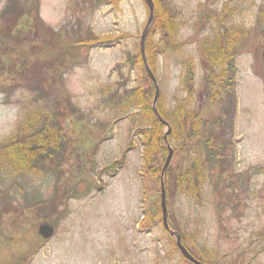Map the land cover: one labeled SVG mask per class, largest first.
I'll return each mask as SVG.
<instances>
[{"label": "rangeland", "instance_id": "374dc122", "mask_svg": "<svg viewBox=\"0 0 264 264\" xmlns=\"http://www.w3.org/2000/svg\"><path fill=\"white\" fill-rule=\"evenodd\" d=\"M160 1L174 12L182 46L158 47L153 74L148 33L144 72L136 62L139 53L143 60L141 38L150 16L145 0H0V151L33 112L56 119L64 140L61 152L35 171L17 173L0 162V264H186L162 219L148 231L139 228L144 207L157 195L151 180L146 199L143 193L142 126L133 98L149 93L148 66L156 83L152 101L157 86L156 102L171 113L188 97L183 79L189 61L195 67L191 107L208 122L231 112L232 125L222 158L206 160L200 144L206 167L201 203L173 181L169 223L210 264L214 256L264 264V0ZM232 25L248 29L249 37L227 66L232 91L218 106L205 97L210 68L204 49ZM98 36L116 41L91 45L87 54L73 45L77 37ZM164 133L162 163L170 148L167 168L180 173L196 149L180 153L178 143L167 140L168 126ZM44 224L54 227L48 239L38 232Z\"/></svg>", "mask_w": 264, "mask_h": 264}, {"label": "trees", "instance_id": "16d2710c", "mask_svg": "<svg viewBox=\"0 0 264 264\" xmlns=\"http://www.w3.org/2000/svg\"><path fill=\"white\" fill-rule=\"evenodd\" d=\"M118 1L120 0H107V3L116 5ZM152 2L153 20L147 34L145 48L147 63L152 73L155 74L154 60L157 59V54L160 53V50L167 48L170 51H178L180 50L182 43L177 41L179 27L171 6L166 2L162 3L160 0H152ZM259 19L260 21L264 19V8L260 11ZM2 31L3 29L0 28L1 34ZM156 35H160L159 44L155 43L153 40ZM248 37V29L232 25L224 27L223 31L215 36L212 41L206 42L204 56L210 68L206 80L207 90L205 91L207 102L219 106L221 104V96H223L225 92L230 94V92L227 91H232L231 85L233 83V76L231 71L229 72L227 69V66L240 54L241 50L246 45ZM68 38L71 39L70 37ZM68 38L65 37L64 41H66V39L68 40ZM73 41V45L76 47L80 46L83 50L85 48L84 52L87 54V47L97 43H114L116 38H100L99 36L90 38L77 37ZM158 47L160 50H158ZM136 62L137 66L144 72L143 60L140 53L137 55ZM189 62L183 79V86L188 89V97L187 99L179 100L171 113H168L164 109L162 100H159V102L157 101L155 104L158 115L153 111L152 94L155 86L148 74H145V79L149 84V93H136L135 91L136 94L134 97L135 99L133 98V104H138L136 117L142 126L140 129L142 131L143 140L141 168L146 182L143 193L146 199L147 197L145 195L148 194L147 182L151 180L156 181L157 195L155 202L150 203L146 208L144 207L142 215L143 219L139 224L141 230L148 231L147 229L150 228L149 226L151 224H158V221L160 223V220L162 219L159 194L160 178L164 163H162V159L164 160L167 154L166 148L163 146V141H165L163 134H165L164 131L167 126L170 128L167 140L177 142L180 153H185L188 148H191V150L196 149L194 155L197 157H194L191 160V165L187 166L182 171L180 170V173L177 171L174 173L171 168H167L164 171L163 181L166 189V199L168 198L170 187L172 186L173 181H175L177 187H184L185 192L189 196H191L198 204L201 203L206 167L204 165V158L201 155L202 147L200 144H204L205 146V148L203 147V151L206 152V160H212L213 158L211 155H214V157L217 158L223 157V150L225 148L223 142L224 136L226 135L228 126L232 125V123L228 122V115L230 116L231 112H224L219 118L215 117L208 122L203 119L201 112L191 107L194 92V88H192V75L195 67L192 62ZM219 66L222 67L221 72L216 71L215 69ZM149 94L151 96H149ZM56 121V119L53 120L48 116H42L39 112L29 114L27 119L23 122V125L19 127L17 131H14L2 145L0 162L3 163L6 168L17 173L31 172L37 169V165L41 160L46 162L49 157H54L57 154L56 152H61L64 140L62 141L60 132L63 129ZM210 126L213 127L211 131L208 129ZM198 150H200V152H198ZM120 163L121 162L116 161L113 163L114 165L112 167L107 168L110 169V174H113V169L116 165L119 166ZM223 165L224 163L220 164V171H223ZM148 219H150L149 224ZM145 224L146 227H144ZM168 224L170 228L174 230V227H171L169 221ZM163 229L167 232L164 227ZM174 231L180 235L182 244L195 258H197L202 264H210V259H208V261L202 260L186 245L183 233L176 228ZM168 235L169 239L172 241V237L169 233ZM172 245L178 250L175 242L172 241ZM213 259L215 262L212 264H233L226 259L225 256H214ZM182 260L186 264H192L183 257ZM234 264H236V262Z\"/></svg>", "mask_w": 264, "mask_h": 264}, {"label": "water", "instance_id": "95a60500", "mask_svg": "<svg viewBox=\"0 0 264 264\" xmlns=\"http://www.w3.org/2000/svg\"><path fill=\"white\" fill-rule=\"evenodd\" d=\"M145 2L147 3V5L149 7V11H150V16H149V19H148V26L145 29L144 34H143V36L141 38V53L143 55V61H144L145 66H146V60H145V57H144V41H145L146 34L148 33V27L150 26V24L152 23V20H153V4H152V1L151 0H145ZM146 69H147V72H148L149 76L152 78L154 84H156L155 83V80H154V77L152 76V74H151L148 66L146 67ZM155 94L156 95H155V98H154V101H153V111L155 112V114H157V110H156V107H155L156 98L158 96L157 86H156V93ZM164 139H166V136H164ZM171 157H172V150L169 148V155H168V157L166 159V162L164 164L162 176H163L164 171L167 169V167L169 165V162H170ZM160 205H161V210H162V222H163V225H164V227L166 229H169L168 224H167V215H168V212H167V206H166V193H165L163 178H161ZM38 232H39L40 236L43 239H48V238L52 237V235L54 233V228L51 225H49V224H46V225L44 224V225H41L39 227ZM170 234L175 237L176 246L178 247L180 253L182 254V256L185 259H187L188 261H190L193 264H202L200 261H198L197 259H195L187 251V249L182 245L181 238H180V236L178 234H175L172 231H170Z\"/></svg>", "mask_w": 264, "mask_h": 264}]
</instances>
